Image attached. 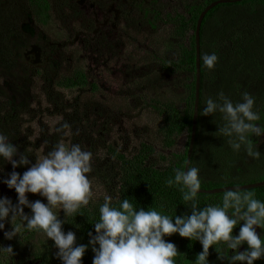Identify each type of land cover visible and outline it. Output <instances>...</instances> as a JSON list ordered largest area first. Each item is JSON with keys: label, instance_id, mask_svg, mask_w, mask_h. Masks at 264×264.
<instances>
[{"label": "rangeland", "instance_id": "1", "mask_svg": "<svg viewBox=\"0 0 264 264\" xmlns=\"http://www.w3.org/2000/svg\"><path fill=\"white\" fill-rule=\"evenodd\" d=\"M76 1L82 2L86 11ZM93 1L104 7L103 0H49L50 18L42 26L30 14L26 0H1L0 54L7 56L11 66L17 64L14 59L19 55L18 62L33 66L34 74L24 103L13 100L12 96L6 97L7 85L13 90L12 76L1 78L0 132L8 135L10 143L19 146L21 153L24 149L29 152L31 163L57 142L80 144L93 153L89 177L97 173L106 185L109 180L104 179V173L96 171L104 169L105 172L107 168L102 160L109 144L117 143L130 154L140 142L148 143L154 149V160L169 151L181 152L185 148L187 134L183 133L176 138L172 149H162L161 138L156 134L161 118L153 112L152 105L153 100H170L183 108L178 98L185 92L180 85L182 76L177 77L163 67L164 62L175 58L171 49L174 42L182 39L173 34V28L179 26L173 25L169 17L185 14V6L197 5L199 0H145L150 5L144 7L147 11L151 7L164 19L168 14V22L159 23L154 31L145 26L144 17L136 12L131 19L116 24L117 30L111 29L110 24L96 30L92 11H87ZM105 16L99 17V23ZM146 16L151 17L149 13ZM190 34L183 38L185 44ZM26 40L29 43L19 50L20 43ZM38 52L40 56L36 61ZM77 71L86 76V85L68 88L57 85ZM65 124L70 127H63ZM252 139L257 145H264V137ZM158 164L166 165L160 161ZM0 166L4 168L0 178L13 171L10 163L0 161ZM29 166L15 171L22 174ZM261 169L259 167L258 172H262ZM1 192L2 196L16 198L15 191L3 183H0ZM28 197L33 201L46 200L39 194H28ZM8 226L10 224L6 223L4 231L9 230ZM236 230L239 231V226ZM257 232L264 234L259 228ZM2 234L4 236L0 231ZM29 245L39 246V243L34 239ZM214 247L219 252L213 264H224L218 255H224L226 249ZM246 247L242 245L239 250Z\"/></svg>", "mask_w": 264, "mask_h": 264}, {"label": "trees", "instance_id": "2", "mask_svg": "<svg viewBox=\"0 0 264 264\" xmlns=\"http://www.w3.org/2000/svg\"><path fill=\"white\" fill-rule=\"evenodd\" d=\"M28 1L35 19L45 24L49 0ZM215 1L217 0H199L197 5L187 7V15L175 14L169 17L173 25L179 26L173 28V34L182 39L174 42L171 49L175 58L171 60L172 62H164L163 67L173 75L183 78L180 79V85L184 87L185 92L178 95L183 108H178L176 103L170 100H153L152 109L161 118L156 134L161 138L162 149L164 151L172 149L176 138L183 133L187 134L185 148L181 152L169 151L167 155H160L154 160V149L145 142H140L130 154L117 143L106 146L102 161H105L107 168L105 172L104 169L96 172L104 173V179H108L109 184L105 185L103 177H97V173L91 175L89 178L92 179V201L80 210L81 214L75 218L69 217L68 223L63 226L65 231L71 230L76 233L78 244L88 243L89 231L94 234L93 225L99 219V207L104 202L105 195L113 196L112 204L115 207L119 206L121 200L128 198L137 208H151L171 216L189 212L182 199V193L176 186L169 187L166 181L174 178L175 169L182 168L185 164L194 102V31L199 14ZM152 26L154 28L153 24ZM189 32L191 34L185 44L183 38ZM199 36L201 67L198 119L190 166L200 169L202 190L262 182L264 145H257L262 153L259 160L248 157L243 149L234 152L228 146L226 138L216 132L223 123L220 115L202 116V110L209 97L215 98L223 92L235 102L240 100L241 94L246 91L256 98V108L261 114L260 123L264 124V0H243L214 7L203 19ZM212 52L218 55L219 60L216 66L209 70L204 66L202 57L205 53ZM85 77L82 72L77 71L72 76L61 79L57 85L66 88L83 87L86 85ZM25 78L26 83H30L29 76ZM23 151L29 155L25 149ZM159 161L166 165L159 166ZM259 167L263 169L262 172H258ZM242 191L255 192L258 199L264 200V186ZM223 194L224 192L212 195L199 194V205L203 207L209 203H221ZM41 200L47 202L42 198ZM12 201L15 203L16 198ZM24 211L28 213L30 210L25 208ZM60 218L63 219L62 211ZM8 229H11V225ZM237 232L238 230L234 228L233 234ZM34 239H37L39 246L29 245V241ZM165 239L173 242L178 251L184 254L176 258L177 264H194L195 256L202 251L198 241H190L178 234L166 236ZM0 245H11L15 253L11 260L0 259V264H62L55 256L57 249L52 246L53 242L51 240L46 242V237L42 233H24L21 238L16 237L12 240L5 239L2 234ZM218 252L217 247L209 249L210 264H213ZM93 256L94 253L89 248L82 257L83 264H92ZM223 261L227 264L226 260ZM255 264H264V260H258Z\"/></svg>", "mask_w": 264, "mask_h": 264}, {"label": "clouds", "instance_id": "3", "mask_svg": "<svg viewBox=\"0 0 264 264\" xmlns=\"http://www.w3.org/2000/svg\"><path fill=\"white\" fill-rule=\"evenodd\" d=\"M204 66L212 70L219 57L215 52L205 53ZM219 114L223 123L216 131L226 138L234 152L242 149L248 157L259 160L262 153L252 137H264V124L256 108V98L243 92L233 101L223 92L205 101L202 116ZM63 127L68 128L65 124ZM0 161L10 163L13 171L0 178V183L16 193V202L0 196V231L12 240L24 233H42L46 242L51 240L57 249L55 256L62 264H83L82 257L91 248L92 264H177L176 258L184 255L177 246L165 239L178 234L190 241H198L202 251L195 256L194 264H210L209 249L223 246L224 255L218 259L227 264H255L264 260V200L252 191L239 187L227 189L218 204L199 205L202 186L200 169L188 166L175 169L174 178L166 183L176 186L189 212L167 215L155 209L137 208L132 200L124 198L119 206L112 204L113 196L105 195L99 207V219L94 223V234L88 232L87 244H78L74 231H65L68 218L81 214L80 210L93 199V153L80 144L57 142L51 150L31 163L29 155L21 153L10 143L8 135L0 132ZM22 174L18 167L28 166ZM186 169V170H185ZM4 168L0 166V173ZM28 194H39L46 199L32 201ZM25 208L30 211L26 213ZM63 212V219L60 213ZM190 213V214H189ZM11 229L4 231L5 224ZM239 226L237 234L234 228ZM247 247L240 251L242 245ZM231 253V254H230ZM15 255L11 245H0V259L11 260Z\"/></svg>", "mask_w": 264, "mask_h": 264}, {"label": "flooded vegetation", "instance_id": "4", "mask_svg": "<svg viewBox=\"0 0 264 264\" xmlns=\"http://www.w3.org/2000/svg\"><path fill=\"white\" fill-rule=\"evenodd\" d=\"M26 1H27V6L30 11V14L35 18L33 11L30 10L29 1L28 0ZM76 3H79V5H81V9L86 11L82 7L83 5L82 2L76 1ZM103 3H104V7H102V5L99 2L93 1L92 4H90L87 7V11H90V10L92 11L91 16L94 17L93 23H94V27L96 30H100L102 26L103 27L108 26L109 24L111 26V29L117 30L116 24L126 19H131L133 12L138 13L141 18L144 17L143 19L145 20V26H147L150 30H153V31L156 29V27H158L159 23H163L164 21L166 23L168 22V14L165 15V19H164L161 17V13L159 11L152 9L151 7H150V11H147L144 8V7L150 6L149 1H145V0H141V1L103 0ZM1 4L2 2L0 0V18L3 16L2 10H1V6H2ZM190 5H192V3L187 4L185 6V14H181V13H178V14L187 15L188 13L187 7H189ZM122 6H123V10H122ZM49 11H50V5H49L48 13ZM145 12L149 13L151 17H147ZM103 14H105L106 16L104 17L103 22L99 23V17L103 16ZM112 15L114 16L112 17ZM49 18L50 17L48 16L46 23L49 20ZM149 21H151L152 23L150 24ZM39 23H41L42 26H45L46 24L42 22H39ZM152 24L154 25V28ZM28 43H29L28 40H26L25 42H22V44L20 43L19 50L24 49V46ZM34 51H36V48H34ZM3 56H1L0 54V80L1 78L7 77V75L12 76V79L14 80V82H12L13 90H12V86H8L5 83V85H7L8 91L10 92V93L9 92L7 93L8 96L6 95V97L10 98V96H12L13 100L21 101V103H24V101L28 98L27 92L29 91L28 89L29 83H26L27 78H25V76H29V78H31V76L34 74V72L31 70L33 66H27L25 64L19 63L18 62L19 55H17L16 58L14 59L17 62V64L14 66H11V65H8L7 56H5V54ZM39 56H40L39 52L35 54L36 61L39 60ZM4 63H6V65H4ZM21 80H25V82L22 84L23 81ZM0 94H3L1 85H0Z\"/></svg>", "mask_w": 264, "mask_h": 264}, {"label": "water", "instance_id": "5", "mask_svg": "<svg viewBox=\"0 0 264 264\" xmlns=\"http://www.w3.org/2000/svg\"><path fill=\"white\" fill-rule=\"evenodd\" d=\"M243 0H217L215 2L210 3L207 5L202 12L199 14L195 31H194V41H195V84H194V102H193V111H192V118H191V125H190V132L188 137V145H187V152H186V159L185 164L190 166V160L191 155L193 153V147L195 142V136H196V128H197V119H198V103H199V87H200V27L202 24L203 19L208 14L210 10H212L214 7L220 5V4H227V3H236ZM186 170V169H185ZM264 186V181L249 184V185H243V186H233V187H222L219 189H213V190H202L200 189L199 194H217L221 192H225L229 188L239 187L241 190H248L252 188H258Z\"/></svg>", "mask_w": 264, "mask_h": 264}]
</instances>
